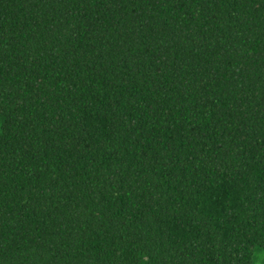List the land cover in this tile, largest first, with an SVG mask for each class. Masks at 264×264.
<instances>
[{
    "label": "trees",
    "instance_id": "trees-1",
    "mask_svg": "<svg viewBox=\"0 0 264 264\" xmlns=\"http://www.w3.org/2000/svg\"><path fill=\"white\" fill-rule=\"evenodd\" d=\"M264 0H0V264H264Z\"/></svg>",
    "mask_w": 264,
    "mask_h": 264
},
{
    "label": "rangeland",
    "instance_id": "rangeland-1",
    "mask_svg": "<svg viewBox=\"0 0 264 264\" xmlns=\"http://www.w3.org/2000/svg\"><path fill=\"white\" fill-rule=\"evenodd\" d=\"M263 257H264V253L262 251L257 252V254H256L257 259L263 258ZM255 264H258V262H256Z\"/></svg>",
    "mask_w": 264,
    "mask_h": 264
}]
</instances>
